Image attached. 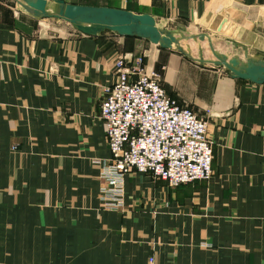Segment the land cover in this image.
Returning <instances> with one entry per match:
<instances>
[{"label": "crops", "instance_id": "0c3cea01", "mask_svg": "<svg viewBox=\"0 0 264 264\" xmlns=\"http://www.w3.org/2000/svg\"><path fill=\"white\" fill-rule=\"evenodd\" d=\"M62 1L149 14L193 59L195 49L215 61L211 43L228 59L264 60V0ZM50 20L0 0V264H264V84L174 47ZM139 56L168 97L207 122L212 175L171 187L130 171L124 210L106 211L100 105L115 61L130 68Z\"/></svg>", "mask_w": 264, "mask_h": 264}, {"label": "built area", "instance_id": "2783aa9c", "mask_svg": "<svg viewBox=\"0 0 264 264\" xmlns=\"http://www.w3.org/2000/svg\"><path fill=\"white\" fill-rule=\"evenodd\" d=\"M126 60L115 61L116 80L104 90L100 105L110 157L95 164L100 167L99 202L106 211L124 210V178L130 171L171 187L212 175L207 122L166 95L157 75L142 67L143 56L132 59L130 68Z\"/></svg>", "mask_w": 264, "mask_h": 264}, {"label": "water", "instance_id": "95a60500", "mask_svg": "<svg viewBox=\"0 0 264 264\" xmlns=\"http://www.w3.org/2000/svg\"><path fill=\"white\" fill-rule=\"evenodd\" d=\"M17 3L31 16L37 19H56L68 22L73 29L87 36H99L104 32L113 33L119 37H133L158 46L161 49H174L182 56L203 66L211 63L215 67L225 69L228 77L248 81L256 85L264 84V60L247 59L245 63L238 57L228 59L223 54L215 53L211 43L209 47L215 57V61L207 62L203 59L200 50L198 59H193L181 47L180 40L174 33L161 29L149 14H136L104 6H86L67 4L62 0H55V7L49 11L47 0H21ZM225 20H222L217 28L218 33H223ZM185 38V37H181ZM192 39L204 40L205 35H196Z\"/></svg>", "mask_w": 264, "mask_h": 264}, {"label": "rangeland", "instance_id": "374dc122", "mask_svg": "<svg viewBox=\"0 0 264 264\" xmlns=\"http://www.w3.org/2000/svg\"><path fill=\"white\" fill-rule=\"evenodd\" d=\"M52 20H50V19H45V21L44 22H47V23H53V22H51ZM194 56L197 58L198 57V55H197V50L195 51V49H194ZM206 56L208 57V58H213V57H211V55L210 54H206Z\"/></svg>", "mask_w": 264, "mask_h": 264}, {"label": "trees", "instance_id": "16d2710c", "mask_svg": "<svg viewBox=\"0 0 264 264\" xmlns=\"http://www.w3.org/2000/svg\"><path fill=\"white\" fill-rule=\"evenodd\" d=\"M124 38H128V39H136V38H133V37H124Z\"/></svg>", "mask_w": 264, "mask_h": 264}]
</instances>
